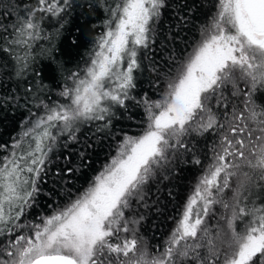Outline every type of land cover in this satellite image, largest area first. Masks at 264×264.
<instances>
[{"label": "snow or ice", "instance_id": "snow-or-ice-1", "mask_svg": "<svg viewBox=\"0 0 264 264\" xmlns=\"http://www.w3.org/2000/svg\"><path fill=\"white\" fill-rule=\"evenodd\" d=\"M0 5L12 10L0 12V61L6 54L13 68L3 75L18 85L29 72L39 78L25 94L43 113L29 108L15 141L0 144V264H264V196L250 200L257 189L264 193V104L257 103V93L264 95V0H211L200 38L170 54L162 77L152 59L151 70L164 81L158 99L136 90L168 0L106 2L85 66L70 70L51 45L41 51L46 76L33 67L32 50L54 39L42 27L43 14L64 20L69 0ZM53 89L59 91L47 103L37 94ZM138 115L141 131L130 134L125 129ZM82 129L85 139H112L115 154L86 187L75 194L65 187V203L53 201L49 214L29 219L49 172L67 184L88 166L89 145L71 151ZM193 136L204 138L209 162L193 151ZM58 148L69 150L68 164L52 169ZM74 154L78 166H70ZM186 154L200 175L171 217L168 237L150 251L138 235L144 217L136 208L150 182L166 178L173 160Z\"/></svg>", "mask_w": 264, "mask_h": 264}, {"label": "trees", "instance_id": "trees-1", "mask_svg": "<svg viewBox=\"0 0 264 264\" xmlns=\"http://www.w3.org/2000/svg\"><path fill=\"white\" fill-rule=\"evenodd\" d=\"M29 6L35 4V0H26ZM71 7L66 9L64 20L60 17L49 18L48 14L44 15L42 27L47 35L54 37L51 42L49 40H40L36 42V46L32 50L36 55L34 68L39 69L41 74L46 76L47 71L44 65L49 63L48 59L41 55L43 49H48L54 45L57 49L55 55L58 59L68 62L70 70H76V64L79 63L83 68L84 60L89 58V51L92 46V40L103 28V19L106 17L105 3H111V0H69ZM8 0H4L6 5ZM168 7L164 9L163 16L157 25L155 43L151 46L152 53L149 58L145 59L144 66L139 79L138 93L146 94L153 99H158L164 88V81L157 78V73L151 70L152 59H155L163 76V71L168 67V58L170 54L180 55V50L188 47L193 41L200 38V25L206 20L208 10L211 8V0H168ZM11 12L10 8L0 5V12ZM14 19V13L5 18L4 23L8 24ZM63 25L61 27L60 25ZM59 31V36L55 34ZM75 41V43H73ZM175 49V52L173 50ZM190 51L191 48L189 47ZM5 67L0 70V102L8 97L6 103L0 106V144L11 145L18 135L22 132L28 121V110L34 115L43 114L35 104L31 95L25 94L26 88H32L35 91L40 84L39 78L34 79L33 73L29 72L26 82H18L14 76L3 75V73H11L13 71L10 58L5 54V59L0 61ZM44 84L51 87L47 79ZM59 89H53L51 93L48 91H40L37 93L46 103L55 100L56 92ZM227 94V93H226ZM15 97L16 99H12ZM239 102V101H237ZM139 113L140 110H134ZM140 118L132 123L131 127H126V131L135 134L141 131L139 126ZM87 129H82L78 134L81 143L71 146V151L75 153L77 149L84 144L89 145L86 155L88 156V166L81 168L79 172L71 178H67V184L57 182V177L49 172V177L42 185L43 192L39 197V207L35 208L29 219L36 217V214L47 215L51 211L47 205L52 204L56 207V203H65L66 193L65 187L71 189L75 194L82 187H86V181L90 180L98 170L108 161L110 155L115 154V142L112 139H95L91 134L85 139ZM193 145V151L205 163L209 162L205 159L203 153L205 150L203 137H189ZM209 155H211V139L208 141ZM68 149L58 148L52 169L57 166L68 164L65 157L68 156ZM179 156V153L177 154ZM188 155H184L179 160H173L169 170L165 173L166 178L157 179L156 182H150L146 188L147 195L145 201L141 202L136 211L144 217L139 226L138 235H142L147 242L149 250H153L154 245L163 244L168 237L170 230L174 227V221L171 219L177 212V208L183 203L186 195L196 182V178L200 175L199 166H193L191 163H185ZM70 166L79 165V157L73 155L71 157ZM235 181H233V186ZM55 189L60 195H49L50 190ZM171 193V195H169ZM231 196V191L225 193V199ZM173 197L175 199H173ZM55 201L56 203H53ZM145 203L147 206H145ZM38 218V217H37Z\"/></svg>", "mask_w": 264, "mask_h": 264}, {"label": "rangeland", "instance_id": "rangeland-1", "mask_svg": "<svg viewBox=\"0 0 264 264\" xmlns=\"http://www.w3.org/2000/svg\"><path fill=\"white\" fill-rule=\"evenodd\" d=\"M257 103L264 104V95L257 93ZM262 196H264V193H261L260 190L257 189L254 196L250 197V200L256 199V202L259 203ZM238 229H239V222H238Z\"/></svg>", "mask_w": 264, "mask_h": 264}]
</instances>
